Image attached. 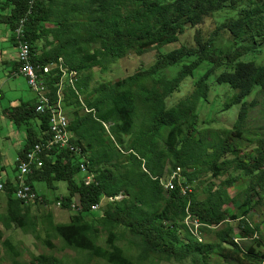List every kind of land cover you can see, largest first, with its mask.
Segmentation results:
<instances>
[{
    "label": "trees",
    "instance_id": "1",
    "mask_svg": "<svg viewBox=\"0 0 264 264\" xmlns=\"http://www.w3.org/2000/svg\"><path fill=\"white\" fill-rule=\"evenodd\" d=\"M6 1L12 12L1 20L11 25L14 38L20 18L27 15L29 0ZM239 1H36L27 15L25 32L32 60L46 65L62 57L63 67L72 74L69 78V73L53 67L44 78L53 101L63 87L69 128L80 148V154L58 147L45 152L43 165L26 177L35 190L36 181H45L52 189L58 181L67 182V194L56 201L62 209L72 211L69 221L54 222L51 212L41 221L49 236L44 241L50 247H55L52 231L68 247L88 250L92 257L109 264H263L264 219L253 224L250 218L264 204V136L256 137L257 145L247 136L256 152L241 142L250 108L257 104V99L249 102L247 98L258 91L264 96V63L257 59L264 50V0H243L247 6L227 12L229 5ZM223 11L227 12L224 21L203 34L199 26ZM187 30L194 31V44H181L166 52L158 49L149 66L140 65L126 77L91 85L95 68L108 71L114 60L130 53L141 56L180 40ZM203 62L207 67L192 90L168 104V98ZM175 65L174 74L165 71ZM221 68L217 82L227 83L233 90L223 110L240 104L237 121L232 128H199V103L208 100L209 77ZM37 104L10 112L17 124L27 127L21 158L34 144L51 136L49 116L40 113ZM30 116L39 117L37 130L29 127ZM177 167L183 176L179 185H187L191 191L179 185L167 190L162 184L161 178ZM230 168L241 174L232 176ZM226 172L229 175L220 183L213 179ZM204 183L208 187L201 192ZM239 183L244 187L232 193L230 189L239 188ZM3 184L7 201L0 222L5 229L16 226L38 238L33 206L52 199L40 195L41 199L24 203L15 196L16 182L8 178ZM200 193L207 195L201 197ZM96 204L99 208L93 209ZM188 213L200 227L184 222ZM103 231L107 246L97 243ZM128 233L129 242L138 248L136 259L117 243ZM210 234L215 240L207 239ZM3 238L0 227V241L10 253L19 255L10 239ZM14 263L65 264L44 253Z\"/></svg>",
    "mask_w": 264,
    "mask_h": 264
},
{
    "label": "rangeland",
    "instance_id": "2",
    "mask_svg": "<svg viewBox=\"0 0 264 264\" xmlns=\"http://www.w3.org/2000/svg\"><path fill=\"white\" fill-rule=\"evenodd\" d=\"M243 6H247V1H239L234 5H229L227 7V12H234L237 9H241ZM226 11H223L221 13H217L212 18H208L205 20L203 24L199 26L201 29V32L203 34H207V32L214 28L215 26L219 25V23L223 22L225 18ZM194 31H186L183 35L180 36V40H177L175 42H171L168 44H165L161 46L160 48L156 49H149L147 50L143 55L137 56L135 53H130L127 56L120 58L118 60H114L109 65V70L105 72L99 71L98 68L94 69V77L91 81V85L97 84L99 82H109V81H115L120 78L126 77L135 71L138 70L140 65L143 66H149L154 62V56L159 49L162 52L169 51L175 47L180 46L181 44H188L192 45L195 43L194 41ZM17 56H18V49H17ZM258 62L264 63V50L259 53L258 56ZM207 62H203L195 71L194 76H188L186 77L181 87L178 91H176L173 95H171L168 98V104H174L176 101H178L181 97L185 96L187 93H189L194 85V81L196 78L200 76V74L203 72V70L207 67ZM178 68V66H172L166 69L165 71L168 74H174L175 70ZM222 71L221 69H217L215 72L212 73V75L209 77V93H208V100L204 102L199 103L198 107V116H199V128H215L216 130H220L217 128H232L234 123L237 121L239 111H240V104H236L232 106L230 109L223 110V105L226 101L229 100V98L233 94V90L228 86L227 83H218L216 80V77L218 74ZM30 86V85H29ZM31 88V87H30ZM32 89V88H31ZM257 99V104L250 108L249 115L247 117L246 122L244 123L243 127L247 129V131L244 133V141H242V146H244L247 150H254L255 146H251L247 141V136L254 138L253 143L257 145L259 142V138L264 136V96L259 91L255 94H251L247 98V101L251 102L252 100ZM85 109V108H84ZM84 112V111H83ZM106 127H109L111 123H105ZM226 131V130H225ZM9 141V140H8ZM6 147H8V144H6ZM17 145L14 143L9 144V155L11 156L10 161L8 162L7 168L12 171L13 170V163L15 154L17 151H15ZM232 174V176H238L241 174L240 170H232V168L229 169ZM228 172V173H229ZM227 172L223 176H219L217 178H213L217 182H221L222 179L226 178L227 175H229ZM83 174H79L78 176H82ZM205 178H208L206 176ZM57 188L52 189L49 188L47 183L45 181H36L35 182V188L39 195H45L48 198L52 199V202L50 203H41L39 205H34L33 210L37 215V232L39 234V237L37 238L32 232L25 231L22 228L13 226L10 229H5L3 224L0 222V227L4 230V238H9L11 241V244L14 245V248L19 252V255H13L10 253V250L8 247L4 246L2 241H0V264H15L14 260L20 261V262H27L32 259L34 255H39L41 253L44 254H52L59 258H61L65 264H109L107 261L98 258V257H92L88 250L83 249H73L68 247L65 244V241L59 236L53 234L52 231L49 233L50 238L55 243V247H50L44 239L48 238V231L46 230L45 224H43L41 221H43V216H45L48 212L52 213L53 221L54 222H68L70 215L72 214L71 210L62 209L57 201L56 198L63 196L67 194V182L65 181H58L56 182ZM245 184L239 183L238 186L232 187L230 191L232 193H236L238 189H241L244 187ZM208 187L207 183L201 184L199 187V191H204ZM201 197H204L207 195V193H200ZM119 199H122V196L118 197ZM229 207H234L233 204L227 205ZM226 207V206H224ZM6 212V203L5 201L0 198V213L3 214ZM253 220L251 219V222L254 224L260 223L264 219V204L263 207H261L260 211H257L253 214ZM47 224L50 225V222L47 220ZM46 224V225H47ZM191 224V223H188ZM197 226V225H196ZM198 227V226H197ZM261 230L264 235V224H261ZM239 229L236 228L235 232H238ZM198 234V233H197ZM130 237V234H126L124 238L117 239V243L121 245L124 250L131 254L134 259H136L138 255V248L137 246H133L132 243L129 242L128 238ZM207 239L209 240H215V237L213 235H208ZM238 241H240L238 239ZM97 243H99L102 246H107V233L105 231L101 232ZM141 264H174L162 261L160 263H151L150 261H145L144 263L141 262ZM221 264H229L225 262H221Z\"/></svg>",
    "mask_w": 264,
    "mask_h": 264
},
{
    "label": "built area",
    "instance_id": "3",
    "mask_svg": "<svg viewBox=\"0 0 264 264\" xmlns=\"http://www.w3.org/2000/svg\"><path fill=\"white\" fill-rule=\"evenodd\" d=\"M37 0H29L27 15L31 14L34 9ZM27 15L20 18L17 27L14 29V40L18 49V62L19 72L26 77L30 87L37 93V110L40 113H46L49 116V131L50 138L43 142H38L33 145L27 152L24 158L18 157V175H17V187L15 189V196L22 200L24 203H32L36 199H41L38 192L32 185L26 182V177L32 173L36 167H41L44 163L43 155L45 152L52 150L53 148H61L70 152L79 153V145L74 142V134L69 128L70 119L63 106V87H60L57 92V100L53 101L48 95V86L44 76H46L53 67H58L61 73H69L63 68V58L60 57L57 62L41 65L33 62L32 51L29 41L26 39V22L28 20ZM69 78H72V74L69 73ZM62 79V77H61ZM67 84V80H66ZM87 111L90 109L86 108ZM84 168V167H83ZM88 176L87 178H90ZM179 178H183L180 167H177L172 171L168 177H162L161 182L165 189H174L176 185H179ZM175 181V182H174ZM181 189H188L187 185H179ZM0 190H4L3 181L0 179ZM112 200L115 199L111 198ZM60 205V202H58ZM99 208V204L93 206V209ZM188 223H195L200 227L201 223L197 219H192L191 214L185 218L184 221ZM264 264V260H263Z\"/></svg>",
    "mask_w": 264,
    "mask_h": 264
},
{
    "label": "crops",
    "instance_id": "4",
    "mask_svg": "<svg viewBox=\"0 0 264 264\" xmlns=\"http://www.w3.org/2000/svg\"><path fill=\"white\" fill-rule=\"evenodd\" d=\"M6 2V0H0V179L5 181L10 178L17 183L16 162L27 142V127L17 124L10 116V112L24 105H35L38 96L30 88L26 77L18 70L17 45L13 38L12 27L8 22L1 20L2 16L12 12L13 7ZM39 122V117L32 116L27 121L29 127L35 130L39 128ZM10 143L17 145L12 171L7 168L11 159ZM0 198L6 203L7 196L4 190H0Z\"/></svg>",
    "mask_w": 264,
    "mask_h": 264
},
{
    "label": "bare ground",
    "instance_id": "5",
    "mask_svg": "<svg viewBox=\"0 0 264 264\" xmlns=\"http://www.w3.org/2000/svg\"><path fill=\"white\" fill-rule=\"evenodd\" d=\"M64 68V67H63ZM79 150H80V148H79ZM182 185V184H181ZM183 191V190H182Z\"/></svg>",
    "mask_w": 264,
    "mask_h": 264
}]
</instances>
